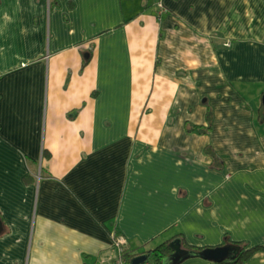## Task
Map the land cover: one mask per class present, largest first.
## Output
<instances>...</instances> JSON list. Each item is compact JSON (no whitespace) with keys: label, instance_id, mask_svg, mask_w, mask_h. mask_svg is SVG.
Returning <instances> with one entry per match:
<instances>
[{"label":"crops","instance_id":"1","mask_svg":"<svg viewBox=\"0 0 264 264\" xmlns=\"http://www.w3.org/2000/svg\"><path fill=\"white\" fill-rule=\"evenodd\" d=\"M157 2L0 0V264H264V0Z\"/></svg>","mask_w":264,"mask_h":264},{"label":"trees","instance_id":"2","mask_svg":"<svg viewBox=\"0 0 264 264\" xmlns=\"http://www.w3.org/2000/svg\"><path fill=\"white\" fill-rule=\"evenodd\" d=\"M158 12V10H157ZM158 16V13H157ZM87 59L84 63V66L87 65L88 63ZM209 119L211 120V111L209 112ZM190 130H198L201 133H206L209 131L207 128H204L202 126L190 124L189 127ZM208 153L212 155L214 158V163L216 165H219V158H217L216 153L213 151L212 147H208ZM174 240H179L181 242L182 248L186 250H196V251H201L204 250L205 248H200V247H195L190 245L183 233H177L171 238L159 243L156 247L146 249L145 251L142 252H136V253H130L129 251L126 252L125 258L126 261L130 262L131 264H134L135 261L137 260V256L139 258H142V263H149V264H163V261L166 257L171 255L173 253V249L171 247V243ZM230 238L226 237V240L224 241L225 245L229 244ZM235 245H240L242 247L241 252L238 254V256L235 259H228L223 262H214L212 261L213 264H243L246 262L248 257L254 252L255 248L248 249L249 244L247 242H242V243H236Z\"/></svg>","mask_w":264,"mask_h":264},{"label":"water","instance_id":"3","mask_svg":"<svg viewBox=\"0 0 264 264\" xmlns=\"http://www.w3.org/2000/svg\"><path fill=\"white\" fill-rule=\"evenodd\" d=\"M263 104H264V97H263ZM171 247L174 251L171 255H169L164 259L163 264H181L187 259L195 258V257H200L205 260H210L214 262H223L228 259H235L242 249L240 245L226 244L217 247H208L201 251L186 250L182 248L181 242L179 240H174L171 243ZM141 263H142V258H137L134 264H141Z\"/></svg>","mask_w":264,"mask_h":264},{"label":"built area","instance_id":"4","mask_svg":"<svg viewBox=\"0 0 264 264\" xmlns=\"http://www.w3.org/2000/svg\"><path fill=\"white\" fill-rule=\"evenodd\" d=\"M157 4L159 6V9L157 12L158 18H161L163 12L166 11V9H165V6L162 0H158ZM114 244H115V247H117L119 250V256L113 263H110V264H131L130 262L126 261V258H125V254L127 252L125 249L126 238H124L123 236H120L114 240ZM144 264H149V263H144Z\"/></svg>","mask_w":264,"mask_h":264},{"label":"bare ground","instance_id":"5","mask_svg":"<svg viewBox=\"0 0 264 264\" xmlns=\"http://www.w3.org/2000/svg\"><path fill=\"white\" fill-rule=\"evenodd\" d=\"M115 261V260H114ZM113 263V262H112ZM141 264H144V263H141Z\"/></svg>","mask_w":264,"mask_h":264},{"label":"rangeland","instance_id":"6","mask_svg":"<svg viewBox=\"0 0 264 264\" xmlns=\"http://www.w3.org/2000/svg\"><path fill=\"white\" fill-rule=\"evenodd\" d=\"M262 101H263V99H262Z\"/></svg>","mask_w":264,"mask_h":264}]
</instances>
